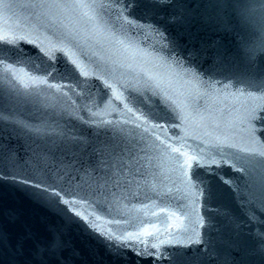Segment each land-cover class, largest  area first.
Returning <instances> with one entry per match:
<instances>
[{
    "label": "water",
    "instance_id": "water-1",
    "mask_svg": "<svg viewBox=\"0 0 264 264\" xmlns=\"http://www.w3.org/2000/svg\"><path fill=\"white\" fill-rule=\"evenodd\" d=\"M0 264H264V0H0Z\"/></svg>",
    "mask_w": 264,
    "mask_h": 264
}]
</instances>
